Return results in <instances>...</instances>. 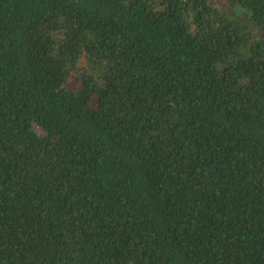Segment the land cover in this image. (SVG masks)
<instances>
[{
  "label": "trees",
  "instance_id": "16d2710c",
  "mask_svg": "<svg viewBox=\"0 0 264 264\" xmlns=\"http://www.w3.org/2000/svg\"><path fill=\"white\" fill-rule=\"evenodd\" d=\"M0 264H264V0H0Z\"/></svg>",
  "mask_w": 264,
  "mask_h": 264
}]
</instances>
